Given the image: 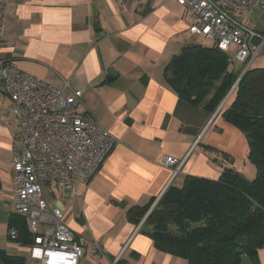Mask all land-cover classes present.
I'll use <instances>...</instances> for the list:
<instances>
[{
    "label": "crops",
    "instance_id": "1",
    "mask_svg": "<svg viewBox=\"0 0 264 264\" xmlns=\"http://www.w3.org/2000/svg\"><path fill=\"white\" fill-rule=\"evenodd\" d=\"M2 1L9 11L1 57L67 95L81 91L77 110L115 140L91 180L62 192L44 189L86 242L79 264H188L159 248L128 211L160 199L170 186L182 187L188 176L218 180L225 168L244 175L252 165L246 164L248 141L219 113L222 105L214 112L194 106L165 78L184 47L206 46V38L190 31L195 14L175 0ZM13 108L0 87V251L27 257L28 247L9 236L11 217L18 215L11 162L20 126ZM167 157L182 162L176 176L163 165ZM96 243L103 248L98 259L91 253ZM258 258L264 264V248Z\"/></svg>",
    "mask_w": 264,
    "mask_h": 264
},
{
    "label": "built area",
    "instance_id": "2",
    "mask_svg": "<svg viewBox=\"0 0 264 264\" xmlns=\"http://www.w3.org/2000/svg\"><path fill=\"white\" fill-rule=\"evenodd\" d=\"M175 1L197 17L191 33L214 41L233 62L249 67L264 49V35L239 19L264 9V0ZM8 11L9 5L0 0V53ZM257 38L261 40L259 45L254 44ZM0 87L13 101L11 113L20 126L14 138L17 152L11 167L16 212L27 221L34 238L27 248L26 264H79L86 242L67 226L64 211L46 200L44 189L48 186L62 192L75 187L77 180H91L112 152L115 140L93 117L77 110L81 91L67 95L64 89L21 71L1 54ZM163 165L173 168L176 176L182 162L167 157ZM9 236L16 238L15 228H10ZM91 253L98 259L103 248L96 243Z\"/></svg>",
    "mask_w": 264,
    "mask_h": 264
},
{
    "label": "trees",
    "instance_id": "3",
    "mask_svg": "<svg viewBox=\"0 0 264 264\" xmlns=\"http://www.w3.org/2000/svg\"><path fill=\"white\" fill-rule=\"evenodd\" d=\"M232 62L216 45H189L171 59L165 78L180 98L209 112L232 91L219 113L244 133L255 176L248 179L231 167L218 180L188 176L153 208L155 200L128 211L133 223L145 220L142 227L159 248L188 264H260L258 251L264 248V66L251 65L243 74L230 69ZM10 227L16 243L33 244L23 217H11ZM26 261L25 255L0 251V264Z\"/></svg>",
    "mask_w": 264,
    "mask_h": 264
},
{
    "label": "rangeland",
    "instance_id": "4",
    "mask_svg": "<svg viewBox=\"0 0 264 264\" xmlns=\"http://www.w3.org/2000/svg\"><path fill=\"white\" fill-rule=\"evenodd\" d=\"M241 20L244 21L250 28L255 29L258 33L264 34V9L263 8H258L253 12L242 15ZM205 43H206V46H212L213 42H212V40L207 39V40H205ZM252 64H253V67L264 66V49L262 50L260 55L255 58L254 62H252L250 65H252ZM242 66H243V64H241L237 61H234L230 64V69L235 71ZM246 67H247V64H246ZM225 99L227 100V97ZM226 100H224V101H226ZM224 103L225 102H223L221 105H223ZM247 163H248V158H246V164ZM253 169L254 168L252 165L246 166L244 175L248 179H252L255 176L256 171L254 169L255 173H253ZM245 261H246V258L244 257V262Z\"/></svg>",
    "mask_w": 264,
    "mask_h": 264
},
{
    "label": "water",
    "instance_id": "5",
    "mask_svg": "<svg viewBox=\"0 0 264 264\" xmlns=\"http://www.w3.org/2000/svg\"><path fill=\"white\" fill-rule=\"evenodd\" d=\"M149 214V213H148ZM241 244H242V246L243 247H245L246 246V240L245 239H243V240H241V242H240Z\"/></svg>",
    "mask_w": 264,
    "mask_h": 264
},
{
    "label": "bare ground",
    "instance_id": "6",
    "mask_svg": "<svg viewBox=\"0 0 264 264\" xmlns=\"http://www.w3.org/2000/svg\"><path fill=\"white\" fill-rule=\"evenodd\" d=\"M249 67H246V69H248Z\"/></svg>",
    "mask_w": 264,
    "mask_h": 264
}]
</instances>
